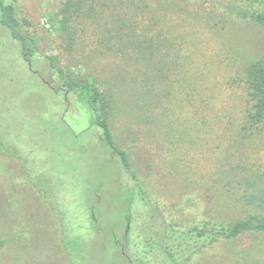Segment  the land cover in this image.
I'll return each instance as SVG.
<instances>
[{
	"label": "rangeland",
	"instance_id": "1",
	"mask_svg": "<svg viewBox=\"0 0 264 264\" xmlns=\"http://www.w3.org/2000/svg\"><path fill=\"white\" fill-rule=\"evenodd\" d=\"M213 1H138L145 9L128 26L125 0L88 10L16 0L38 49L25 58L0 23V141L9 150H0V264H128L139 249L150 264H169L156 247L147 252L149 233L161 229L150 222L156 205L138 191L128 205L131 176L49 58L99 80L114 105L117 144L153 198L173 210L174 201L199 195L197 179L221 160L245 107V65L264 55V27L210 19ZM148 65L154 84L142 93L154 113L144 116L139 91L148 83L139 68ZM238 147L250 166L264 168L263 131ZM198 264H264V236L219 240Z\"/></svg>",
	"mask_w": 264,
	"mask_h": 264
},
{
	"label": "trees",
	"instance_id": "2",
	"mask_svg": "<svg viewBox=\"0 0 264 264\" xmlns=\"http://www.w3.org/2000/svg\"><path fill=\"white\" fill-rule=\"evenodd\" d=\"M112 1L124 0H66L67 5L64 10L66 8L88 10V5L91 8V4L108 6V3ZM125 1L127 2L125 13L130 23H126L124 19L123 21L126 25L132 26L138 14L145 9L143 4L138 3L143 0ZM15 2L16 0H13L12 4H5L0 0V23L10 31L14 39L20 42L21 53L28 58L38 49V38L26 29L25 25L29 23L20 18ZM114 7L115 10L111 12V16L117 23L118 17L121 16L120 14L117 17L121 5L115 4ZM211 7V12L207 13L208 17L217 22L225 23L229 19H239L252 21L264 27V0H220L211 2ZM130 38L131 35L128 39ZM140 43H144L143 40H140ZM134 45L137 44H133L132 47ZM147 47L149 49V46ZM133 53L136 54L135 57L140 58V53L135 51ZM46 57L49 58V56ZM49 59L51 67L61 76L62 86L76 94L78 101L88 111L91 123L100 129L103 143L116 154L123 169L131 176L133 185L127 194L128 205L136 191L143 202L153 201L156 205L152 209L156 215L150 214V222L158 224L161 229L158 232L154 230L149 233L146 241L148 253H152L156 247L159 251L158 255H164V259L169 264H198L202 250L219 240H234L243 235H251L254 238L264 236V168H257L253 164L250 166L244 158L243 147H238L239 144L245 146L248 141H251L254 133L264 132V55L245 65V107L237 123L239 129L235 133L226 132V137L228 133L233 135L229 139L227 137V144L225 147L223 145L224 153L221 160L213 170L207 169L197 179L199 195L174 201L173 210L168 209L170 207L167 206V198L162 196L153 198L138 171L132 166L130 154L117 144L113 133L114 105L101 88L99 80L91 74L75 73L68 68L60 67L53 59ZM139 69L144 72L148 83L147 90L145 86H142L139 91L144 101H138V108L145 116L148 115L150 108L145 103L147 96H144V93H147L148 88L154 84L151 71L153 67L148 65ZM0 150L9 151L7 144L3 141H0ZM236 158L239 159L237 162ZM182 184L186 186L188 181ZM203 186L209 187L208 190L212 192L215 189L216 193L213 192V195L210 193L207 196L201 190ZM214 202L220 203L223 207L214 209L215 207L210 205ZM159 205L162 207L161 210ZM4 245L6 242L0 240V249ZM74 245L80 249L82 242L77 240ZM141 253L140 249L133 252L127 261L128 264H150L151 261L146 258L147 256H142Z\"/></svg>",
	"mask_w": 264,
	"mask_h": 264
}]
</instances>
